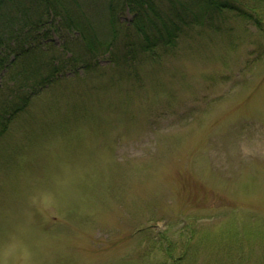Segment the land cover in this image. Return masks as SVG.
Returning <instances> with one entry per match:
<instances>
[{
  "label": "rangeland",
  "instance_id": "obj_1",
  "mask_svg": "<svg viewBox=\"0 0 264 264\" xmlns=\"http://www.w3.org/2000/svg\"><path fill=\"white\" fill-rule=\"evenodd\" d=\"M57 1L80 32L56 24L39 66L65 76L0 138V264H264V33L165 0L187 25L152 58L117 0Z\"/></svg>",
  "mask_w": 264,
  "mask_h": 264
},
{
  "label": "trees",
  "instance_id": "obj_2",
  "mask_svg": "<svg viewBox=\"0 0 264 264\" xmlns=\"http://www.w3.org/2000/svg\"><path fill=\"white\" fill-rule=\"evenodd\" d=\"M17 1L0 0L1 79L6 80V74L3 73L5 69L14 70L18 67L17 65L24 66V70L19 72V78H15L19 81V84L12 88L15 91L13 94L8 93L11 92V88L1 86V89L6 92V96L11 97L8 99L5 98L6 96L4 98L0 97V137L8 130L9 118L22 112L29 105L31 94L33 95L38 90L50 85L53 79H56L63 71L64 66H66L63 64V68H59V62L56 57L54 62L47 60L44 62L43 71L48 69L50 72L46 76H43L42 67L39 66L47 59L48 49L46 45L48 44L53 48L54 44L49 35L55 30L56 24L68 30L71 28L72 31L77 30L80 32L79 25L72 20L70 12L67 11L60 1L33 0L40 3V8L34 18L27 14V11L23 13V7H20L21 0L19 4ZM164 1L162 0L161 4L157 5L156 0H117V4H123V7L127 8L126 10H132L134 14L133 23H135L139 39V51L150 54L152 58L157 55L159 47L164 48L173 44L172 41H175L178 37L180 25H187V23H184L186 18L177 16L173 9H169L167 12L163 10L161 5L165 3ZM115 5L112 1L109 6L113 15L114 11H116ZM137 6L138 9L135 12ZM5 7L17 9V11L13 12L15 18L4 19L2 9H5ZM59 8L61 10H58ZM180 8H185L190 15H194L195 20H201V22H205L206 18H213L215 14L222 15L227 11L233 12L239 16L251 18L254 24L264 33V0H185V2H180ZM57 30L59 31V27ZM111 45L108 44L107 50ZM91 50H95L94 46H91ZM132 51L128 48V51L123 54L124 61L131 58ZM32 57L36 59L34 58L32 63L27 64ZM64 57H67V55H64ZM98 57L96 56V59H99ZM110 61L115 60L111 59ZM126 61L129 62V60ZM70 64L71 68H75L78 62L77 60H70ZM85 65L89 67L88 63H85ZM38 72L41 74L40 77L34 75ZM7 81L13 83V85L16 84L13 71ZM24 88L27 89L26 92L17 93L18 90ZM15 95H23L20 102L12 100ZM183 261L184 258L178 261L177 264H183ZM172 263L175 264L174 261Z\"/></svg>",
  "mask_w": 264,
  "mask_h": 264
}]
</instances>
